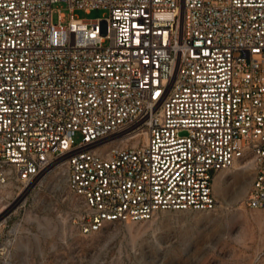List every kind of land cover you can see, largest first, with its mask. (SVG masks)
Listing matches in <instances>:
<instances>
[{
    "label": "built area",
    "instance_id": "obj_1",
    "mask_svg": "<svg viewBox=\"0 0 264 264\" xmlns=\"http://www.w3.org/2000/svg\"><path fill=\"white\" fill-rule=\"evenodd\" d=\"M238 164L264 209V0H0V185L64 166L90 234L213 210Z\"/></svg>",
    "mask_w": 264,
    "mask_h": 264
},
{
    "label": "rangeland",
    "instance_id": "obj_2",
    "mask_svg": "<svg viewBox=\"0 0 264 264\" xmlns=\"http://www.w3.org/2000/svg\"><path fill=\"white\" fill-rule=\"evenodd\" d=\"M54 8L55 21L58 9L70 19L66 2ZM75 12L93 20L108 14ZM252 173L249 164L221 171L213 210H165L82 234L75 223L81 200L64 166L49 167L29 183L0 185V264H264V209L244 203Z\"/></svg>",
    "mask_w": 264,
    "mask_h": 264
},
{
    "label": "bare ground",
    "instance_id": "obj_3",
    "mask_svg": "<svg viewBox=\"0 0 264 264\" xmlns=\"http://www.w3.org/2000/svg\"><path fill=\"white\" fill-rule=\"evenodd\" d=\"M246 165H248V164H242V165H241V164H238L236 168H242V167H244V166H246ZM238 166H240V167H238ZM222 181H223V178L219 177V178L216 180V186L221 185V184H222Z\"/></svg>",
    "mask_w": 264,
    "mask_h": 264
},
{
    "label": "crops",
    "instance_id": "obj_4",
    "mask_svg": "<svg viewBox=\"0 0 264 264\" xmlns=\"http://www.w3.org/2000/svg\"><path fill=\"white\" fill-rule=\"evenodd\" d=\"M217 177H221L222 178V176H217Z\"/></svg>",
    "mask_w": 264,
    "mask_h": 264
}]
</instances>
